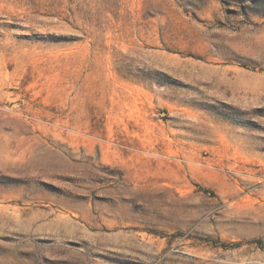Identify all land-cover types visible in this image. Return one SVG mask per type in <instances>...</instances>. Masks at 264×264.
I'll use <instances>...</instances> for the list:
<instances>
[{
	"label": "rangeland",
	"instance_id": "rangeland-1",
	"mask_svg": "<svg viewBox=\"0 0 264 264\" xmlns=\"http://www.w3.org/2000/svg\"><path fill=\"white\" fill-rule=\"evenodd\" d=\"M0 264H264V0H0Z\"/></svg>",
	"mask_w": 264,
	"mask_h": 264
}]
</instances>
